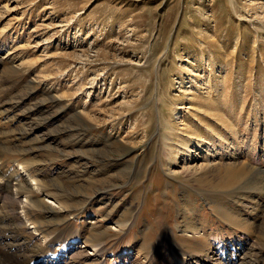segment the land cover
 Segmentation results:
<instances>
[{"label": "rangeland", "instance_id": "1", "mask_svg": "<svg viewBox=\"0 0 264 264\" xmlns=\"http://www.w3.org/2000/svg\"><path fill=\"white\" fill-rule=\"evenodd\" d=\"M0 159V264H264V0H0Z\"/></svg>", "mask_w": 264, "mask_h": 264}, {"label": "bare ground", "instance_id": "2", "mask_svg": "<svg viewBox=\"0 0 264 264\" xmlns=\"http://www.w3.org/2000/svg\"><path fill=\"white\" fill-rule=\"evenodd\" d=\"M200 142V141H199ZM199 148H201V146H200V144H199V147H198V150H199ZM226 151V150H225ZM184 152H190L189 150L187 151L186 149H185V151ZM191 153V152H190ZM189 154V153H188ZM168 155H170V154H168ZM166 157H167V155H166ZM169 157V156H168ZM203 168V167H202ZM202 168H199V170L200 169H202ZM27 175V174H26ZM17 185V183L15 184V183H13V184H11V182H9V181H7L6 180V182H3V180H0V190L1 189H3V188H5V189H7L8 191H10L11 190V187H13V186H16ZM33 187V189L34 190H39V188H38V186H39V183H36V181L35 180H33L32 181V184H31ZM19 188H18V191H17V189H16V191L18 192V193H15V195L16 194H22L23 192L22 191H24V190H29V188H30V186H28L26 183L25 184H23L22 186H18ZM15 188H17V187H15ZM25 188V189H24ZM20 190V191H19ZM15 191V190H14ZM18 196V195H17ZM19 197V196H18ZM19 199V198H18ZM25 199H27V198H25ZM53 200V202L54 203H56L55 201H54V199H52ZM53 202H52V204H53ZM36 203V202H35ZM56 204H58V203H56ZM60 206V205H59ZM136 217V216H135ZM120 229L121 227L120 226H117V229ZM130 228V227H129ZM53 252H56V251H53ZM229 254H230V252H232V254H231V256L229 255V254H227V256H226V258H228V257H230V259L229 260H233L234 261V263H236V262H238V259H239V257L241 256V255H243L244 254V251H243V249L242 248H240V247H238V248H235V250H228L227 251ZM46 253H50V252H46ZM0 254H2V252L0 253ZM3 255V254H2ZM232 255H234V257L232 258ZM47 256V255H46ZM192 256H195V255H192ZM52 257V256H51ZM185 257V256H184ZM190 258V259H189ZM4 259V260H3ZM3 259H2V261L3 262H6L7 264H17V260H16V258L15 257H13L12 255H8L7 257H4L3 256ZM50 259V258H49ZM48 259V260H49ZM52 259V258H51ZM201 260V259H200ZM211 261L212 262H214V257H212V258H210V259H208L207 261H205L204 262V264H212L211 263ZM19 262V261H18ZM36 262H39V260H36L34 263H36ZM19 264V263H18ZM42 264H56V260H54V259H52L51 261H49V262H42ZM184 264H193L192 263V257L191 256H188L187 258H185V262H184Z\"/></svg>", "mask_w": 264, "mask_h": 264}]
</instances>
